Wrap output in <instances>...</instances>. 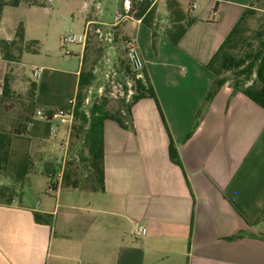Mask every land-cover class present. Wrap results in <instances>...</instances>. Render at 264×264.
Listing matches in <instances>:
<instances>
[{
    "label": "crops",
    "instance_id": "0c3cea01",
    "mask_svg": "<svg viewBox=\"0 0 264 264\" xmlns=\"http://www.w3.org/2000/svg\"><path fill=\"white\" fill-rule=\"evenodd\" d=\"M208 1L178 45L158 32L156 51L152 28L130 21L136 27L126 37L140 49L158 104L146 98L132 106V131L104 121V192L48 185L35 204L29 174L20 196L5 191L0 264H264V241L228 240L256 234L264 208V109L229 81L205 102L216 80L208 63L248 9L264 7L228 0L214 11L215 0ZM5 71L0 57V85ZM171 139L183 169L170 160ZM35 213L52 215V225L36 222ZM137 225L145 236L133 235Z\"/></svg>",
    "mask_w": 264,
    "mask_h": 264
},
{
    "label": "rangeland",
    "instance_id": "374dc122",
    "mask_svg": "<svg viewBox=\"0 0 264 264\" xmlns=\"http://www.w3.org/2000/svg\"><path fill=\"white\" fill-rule=\"evenodd\" d=\"M36 1L38 6L32 7L22 2L18 7H6L2 14L3 20L2 17L0 20V39H5L7 36H13L15 39L22 28L24 41L27 44L36 42L27 48L24 45L22 52L15 51L13 63L6 62L5 74H10L13 88L18 97L13 104L7 103L6 108L0 107V128L11 130L18 127L26 116L35 120L38 110L46 113L49 109H59L58 98L65 99L69 93L68 101L76 97L75 80L82 68L83 51L87 43L97 49V57H93L92 63L90 62L88 66L89 69L93 68L95 80L87 91V98L91 102L100 100L102 97L106 98L108 100L107 110L111 113L124 110L125 106L130 103L134 90L130 77L123 80L126 74L119 59L126 61L122 40L127 38V35H132L136 25L130 21H124L114 26L88 22L101 20L108 24H114L115 17L120 12L118 6L125 0ZM98 1L103 2L101 3L102 8H98ZM166 1L156 0V12L152 20L156 24L155 26L160 25L165 28L169 23L168 13L165 10ZM195 2L198 8L191 10V15L195 18L206 14L211 7L208 0H195ZM187 3L186 0V7ZM258 4L264 7V0H258ZM131 6L133 7L132 2ZM263 25L264 9L255 12L248 18L246 25L248 34L260 29ZM85 30L88 31L85 47L71 45L69 50L72 55H65L61 47V38L69 34L81 35ZM37 68L44 70L39 80L33 77V70ZM227 76L230 77V74ZM31 81H35L38 85L46 83L48 85L47 94L36 92L37 100L30 99ZM31 107H33L32 113L29 114ZM34 134L32 139L28 138L30 140L28 143L24 142L25 139L16 137L13 143L11 166L7 174L0 172V182H7V185L14 189L13 195L19 196L22 189L29 184V200L37 204L41 197L45 196L49 185L45 170H57L62 166L64 168L68 155L62 165L63 152L54 149L52 143L47 141L45 128L37 125ZM72 145L75 159H79L80 144L74 142L71 137L68 150ZM23 151L25 153L29 151L34 167L29 173V183L25 182L19 188L14 168L24 156ZM57 178L58 175L55 172V179ZM31 181L32 183H30ZM9 193L10 191H8ZM256 234L264 238V224L256 228Z\"/></svg>",
    "mask_w": 264,
    "mask_h": 264
},
{
    "label": "trees",
    "instance_id": "16d2710c",
    "mask_svg": "<svg viewBox=\"0 0 264 264\" xmlns=\"http://www.w3.org/2000/svg\"><path fill=\"white\" fill-rule=\"evenodd\" d=\"M130 1L132 2L133 7L137 9L135 15L136 18L141 19L145 25L152 28L153 48L155 51L157 50V37L160 32L171 44L178 45L196 20L195 17L191 15V7L193 4L192 0H187V9H185L186 0H167L166 11L168 12L169 23L161 30L159 26H153L154 24L152 22L156 12L155 0ZM226 1L228 0H215L214 11H217L220 3ZM22 2H25L32 7L38 6L36 0H0V20L6 7H18ZM248 10L249 11L241 17L240 21L232 29L228 37L207 65L208 69L216 75V80L214 81L210 93L206 98V103H209L216 93L229 81L235 92L243 94L264 109V25L253 33L250 32L248 34L246 27L248 18L257 12L254 9ZM127 40L129 39L125 38L122 41L125 42ZM116 42L117 39L115 40V43ZM35 43L36 42L34 41L27 44L24 41V31L21 28L15 39H0V57L8 63H13L15 61V51L22 52L24 45L27 48L30 44L33 45ZM93 57H97V49L92 47L90 43H87L85 50L83 51L82 68L79 76L75 80V88L77 89V106L75 125L71 135L72 140L80 144L78 152L79 159H75L72 145V147L68 150L69 154L67 153L68 159L66 160L62 171L61 181H55V172L58 173L60 169L45 170V174L49 179V188L51 190L59 185L64 189L104 192V121L106 119L115 120L124 129L132 131V125L127 123L128 115L132 106L139 100L146 98L154 99L158 104L156 92L148 72L144 68L141 71H134L127 63V60L125 61L121 58L119 60L126 74L123 77V80L124 78L130 77V80L133 82L134 90L130 103L124 108L125 115L122 111L116 113L109 112L107 110L108 100L104 97L100 100L92 102L89 101L88 104H85L87 91L95 80L93 68H88ZM227 74H230V77H228ZM30 86L31 89L29 96L32 100H37L36 92L47 94L48 85L46 83L38 85L35 81H31ZM17 97L18 96L16 95L12 85L10 74L6 73L1 84L0 107L6 108L7 103L13 104ZM69 97L70 93L66 95L65 99L58 98L57 103L60 106L59 109L66 108L68 106ZM32 108L33 107L29 110V114L32 113ZM57 110L49 109L46 113L52 114ZM201 118L202 109H200L197 114L196 127L200 124ZM37 125H41L45 128V134L47 137L50 126L49 123L35 121L34 119H31L30 116H26L18 127L11 130H4L0 128L1 173L7 174V171L11 166L13 143L15 142L16 137H21L25 139V143H28L30 141L28 138L32 139L34 137V131ZM169 156L173 164L183 169L180 155L172 139L169 145ZM21 160L14 168L16 180L19 181V188H21L26 182L28 174L34 167L29 151H26ZM5 191H10L12 196L14 189L10 187L0 189V202L2 201L1 196L5 193ZM35 220L38 223L52 225L53 216L35 213ZM262 224H264V208L252 226L258 228ZM247 236L264 241V238L258 236L257 234H247L244 231H241L228 240L233 241L236 239L246 238Z\"/></svg>",
    "mask_w": 264,
    "mask_h": 264
},
{
    "label": "built area",
    "instance_id": "2783aa9c",
    "mask_svg": "<svg viewBox=\"0 0 264 264\" xmlns=\"http://www.w3.org/2000/svg\"><path fill=\"white\" fill-rule=\"evenodd\" d=\"M127 7L123 14L117 15L115 17L114 24H120L124 21L135 20L137 9L131 6L130 0L126 2ZM192 9L198 8L196 3L192 4ZM135 17V18H134ZM88 39V31L81 35L69 34L61 38V47L65 55L71 56L72 52L69 50L71 45H80L85 47ZM123 50L125 52L126 60L129 66L134 71H141L144 68V59L140 52V49L130 40L124 42ZM44 70L42 68H37L33 70V77L36 80L41 79ZM89 103V98L86 99V104ZM77 98L74 97L68 101V106L63 109H59L52 114L44 113L41 110L36 112L35 120L49 123V132L47 136V141L52 143L54 149L63 152V164L67 157L69 142L71 139L73 127L75 125V115H76ZM63 166L57 173L58 180L62 179ZM147 234V229L142 225H137L133 235L135 237H143Z\"/></svg>",
    "mask_w": 264,
    "mask_h": 264
}]
</instances>
